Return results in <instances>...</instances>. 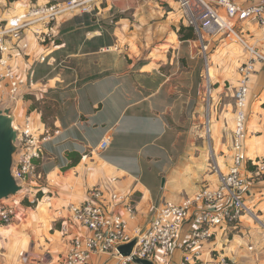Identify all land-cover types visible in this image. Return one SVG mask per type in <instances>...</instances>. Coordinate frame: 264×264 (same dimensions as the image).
Returning <instances> with one entry per match:
<instances>
[{"label": "crops", "instance_id": "1", "mask_svg": "<svg viewBox=\"0 0 264 264\" xmlns=\"http://www.w3.org/2000/svg\"><path fill=\"white\" fill-rule=\"evenodd\" d=\"M9 1L13 8L7 17L49 0H29L21 9H16L21 0ZM180 27L187 24L176 0H99L89 11L59 16L53 28L54 47L49 50L35 44L29 32L22 38L31 46L29 56L20 54L18 41L6 39L14 70L35 81L22 96L34 128L59 130L44 143L46 152L38 160L47 178L54 172L63 185L56 207L33 206L29 198L28 203L20 202L9 223L0 222V264H62L70 235L58 228L57 213L66 215V201H81L93 185L105 184L110 177L116 178L113 189L135 199L131 230L145 227L157 207L179 204L200 189L218 184L219 173L227 172L231 161L218 148L223 130L231 132V125L226 124V118L231 119L230 103L221 102L224 91L221 83L216 85L209 109L213 133L205 137L202 126L207 106L202 77L206 63L194 36L180 38ZM240 28L252 42L259 41L260 30L254 19ZM41 52L47 56L44 62L37 59ZM58 62L62 66H56ZM36 102L52 110L47 115L49 121L43 119L45 112ZM129 113L124 126L115 130ZM246 129L241 168L246 185L241 198L250 213L242 215L236 224L216 227L215 238L200 247L203 256L215 247L227 256L228 264H264V171L257 167V160L264 155L262 64L256 65L249 86ZM148 131L153 133V141L147 149L144 138ZM104 135L110 136V145L95 155L91 149ZM226 145L231 147L230 137ZM208 157H215L217 165L221 157L226 160V171L219 166L211 170ZM147 161H160L159 174L166 177L157 200L142 193L149 190L141 175ZM197 211L179 227L168 255L157 250L146 260L151 264H180L183 245L198 225ZM115 212L125 216L121 208ZM207 259L215 261L216 253ZM112 260L102 255L93 257L92 262L110 264Z\"/></svg>", "mask_w": 264, "mask_h": 264}, {"label": "built area", "instance_id": "2", "mask_svg": "<svg viewBox=\"0 0 264 264\" xmlns=\"http://www.w3.org/2000/svg\"><path fill=\"white\" fill-rule=\"evenodd\" d=\"M99 0H49L44 4L33 5L22 13L0 21V104L14 103L22 99L24 89H32L35 81L32 76L20 74L11 63V50L6 39L18 41L20 54L29 56L30 44L22 41L25 33H30L33 42L44 49L54 47L53 28L57 18L67 12L89 11ZM110 1V0H104ZM188 27L192 28L194 39L206 60V51L211 40L224 37L241 43L247 59L238 68V82L234 89L235 117L231 138L232 156L227 172L219 173V182L213 188H202L192 197H186L179 204H165L154 210L153 217L143 227L130 229V221L135 218V199L129 193H121L111 187L116 182L110 177L107 185H93L87 196L78 202H68L64 206L66 215L60 216V230L70 235L68 247L62 257V264H93L95 256L107 255L113 260L110 264H137L134 258L149 259L157 250L164 254L171 251L177 239L179 227L191 215L198 213V225L190 232L183 245L180 264H228L227 256L221 255L215 247L203 256L201 246L215 238V228L236 224L242 215L249 214L241 194L246 185L242 173L244 143L247 136L246 106L249 83L256 72V65H264V0H176ZM254 19L260 30L259 41L247 42L235 31L239 22ZM20 42V43H19ZM46 52V51H45ZM45 52L37 59L46 61ZM51 59H48V62ZM55 64V61H50ZM62 62L56 66H62ZM206 70H208L206 62ZM210 85L206 84L207 105L210 101ZM14 105V108H16ZM14 116V110L12 111ZM15 123V121H14ZM207 130L208 125L206 124ZM16 130L17 151L11 167L13 177L21 186V198L0 200V222L9 223L16 214L23 198H30L32 188L38 192L40 174L36 175V161L43 152L44 143L59 134L35 129L26 114ZM210 128V126H209ZM110 145V136L104 135L97 146L91 149L95 155L105 151ZM257 167L264 171V155L257 160ZM6 200H10L5 202ZM122 205L124 215L116 211ZM61 211L58 212L61 215ZM136 239L129 254L123 255L118 246ZM216 253V260L207 256Z\"/></svg>", "mask_w": 264, "mask_h": 264}, {"label": "rangeland", "instance_id": "3", "mask_svg": "<svg viewBox=\"0 0 264 264\" xmlns=\"http://www.w3.org/2000/svg\"><path fill=\"white\" fill-rule=\"evenodd\" d=\"M31 1H35V0H31ZM42 1V0H39ZM9 0H0V21L3 18H8L7 16V12L9 11V8H13L12 5L9 4ZM29 2V0H21L19 2L18 5H16V9H21L23 7V5ZM175 5V4H174ZM177 6V4H176ZM247 21H243V22H239L236 24L235 27V31L240 33L241 36L247 41V42H252L251 39H249V37L246 36L245 31L243 30L242 27L243 23H245ZM196 40V39H195ZM216 40H224L222 42H215ZM197 41V40H196ZM198 42V41H197ZM206 56H207V63H208V70H206V67L204 69V73H203V95L205 97V103L207 106V113H205V117H204V123H203V131H204V135L205 137L207 136L208 138L210 137V134L212 135V126L213 125V119L210 117L209 114V109L211 108V106L213 105V102L211 101L212 95L214 94L213 88L220 84L221 85V90L224 91V93L222 94L221 97V102H228L230 103L229 105V116L231 119H227V126H230L231 132H228V129L225 128V130H223V134L221 133V136H219V142H220V147H218L221 151V155H228V157L232 156V149L227 148L229 147L228 145H226L229 142V137L232 138V133H233V126H234V117H235V104H234V98L232 97V91L234 92L235 87L237 86V82H238V73H237V68L238 66L244 62L247 57H248V53L245 49V47L239 43V42H234L231 41L230 39H226L224 37H218L216 39H213L210 41L209 46H208V50L206 51ZM206 63V61L204 60V64ZM252 79V77H251ZM251 79H250V83H251ZM207 82L210 85V101H209V105H207V98H206V84ZM249 83V86H250ZM227 92L229 93V96H227ZM231 95V96H230ZM24 98L20 99L17 101V105L16 108L13 107L14 110V126L18 125V122H22L26 116V114L29 113V111H26V104L24 103ZM213 100V98H212ZM210 102H212V104H210ZM232 103H233V110L231 111L230 109L232 108ZM6 105H15L14 103H5L3 105L0 104L1 107H6ZM36 106H38L39 108H41L45 113L43 114V119L46 121H49V119H47V115L50 116L52 110H50L49 106H46V104H41V103H37L36 102ZM12 110V111H13ZM133 109H131L130 111H132ZM48 111V112H47ZM233 112V114H232ZM132 113H129V115H125L124 117L121 118L120 122L118 123L117 126H115V130H118V128L123 127L124 124L128 121V119L130 118ZM228 116V117H229ZM31 123H32V119L30 117ZM206 124L208 125V130L206 127ZM221 127H224V122L221 121L220 122ZM33 125V124H32ZM210 126V128H209ZM119 128V129H120ZM47 130V129H46ZM54 129H48L49 132H53ZM94 131L93 134H95L96 130H89L87 132H91ZM116 131L115 135L117 134ZM156 136V135H155ZM154 136V137H155ZM153 137V133L149 132L147 133L146 138H144L147 142V145L150 143V141H153L152 139ZM118 140V139H116ZM150 147L149 145L147 146ZM44 153L46 152V150L44 149L43 151ZM42 157V155L40 156ZM227 157V156H226ZM39 161V160H38ZM38 161H36V175H38V173H40V179H39V187H37L38 192H34L35 190V186L34 188H32V194L30 195V198L34 201L33 206H37L38 204L41 205H47V206H53L56 207L58 204V200L56 197L59 196V193L62 189V182L60 181L59 177H57V175L53 172L52 174H50L47 178L46 176V172L43 170L44 166L42 164V160H41V164L40 165V161L38 163ZM208 161H209V168L212 170L214 167L219 166L221 167L222 171H226L225 168V164H226V160H224L222 157L220 158V165H217L216 159L215 157H208ZM215 162V165L214 163ZM38 163V164H37ZM160 161L157 162H152L150 161V163L147 161L144 167V172H142V180L144 181V183L147 185V187H149V190H143L147 195H151L150 197L154 198L155 200L159 199L160 197V190H161V184L164 180H166V177L164 174H159L160 171ZM165 172V171H163ZM167 182L165 181L164 187H166ZM70 185H73V181L71 183H69ZM159 189V190H158ZM21 193L18 194L16 197H14L15 199H20L21 198ZM72 197V196H70ZM186 198V197H185ZM12 198H10L11 200ZM10 200H6L10 201ZM74 200V199H73ZM24 201H26V197L23 198V203ZM74 202L72 201V199H69L68 201L65 202ZM22 203V205H23ZM40 205V206H41ZM60 205V204H59ZM118 208L123 209L122 205L118 206ZM124 211V210H123ZM62 214V213H61ZM58 217V228H60V216L58 213L56 215Z\"/></svg>", "mask_w": 264, "mask_h": 264}, {"label": "water", "instance_id": "4", "mask_svg": "<svg viewBox=\"0 0 264 264\" xmlns=\"http://www.w3.org/2000/svg\"><path fill=\"white\" fill-rule=\"evenodd\" d=\"M13 106H0V200L14 198L20 194L21 186L13 177L11 167L14 161V154L17 151L16 130L14 128ZM136 239L127 244L118 246V251L127 255L131 252ZM138 264H151L146 259L134 258Z\"/></svg>", "mask_w": 264, "mask_h": 264}, {"label": "trees", "instance_id": "5", "mask_svg": "<svg viewBox=\"0 0 264 264\" xmlns=\"http://www.w3.org/2000/svg\"><path fill=\"white\" fill-rule=\"evenodd\" d=\"M178 34L180 35L181 39L193 38L192 28L188 27V26L187 27H180V29L178 30ZM26 203H28V202L26 201Z\"/></svg>", "mask_w": 264, "mask_h": 264}, {"label": "bare ground", "instance_id": "6", "mask_svg": "<svg viewBox=\"0 0 264 264\" xmlns=\"http://www.w3.org/2000/svg\"><path fill=\"white\" fill-rule=\"evenodd\" d=\"M18 195V194H17Z\"/></svg>", "mask_w": 264, "mask_h": 264}]
</instances>
